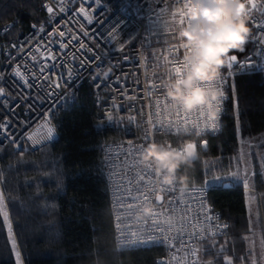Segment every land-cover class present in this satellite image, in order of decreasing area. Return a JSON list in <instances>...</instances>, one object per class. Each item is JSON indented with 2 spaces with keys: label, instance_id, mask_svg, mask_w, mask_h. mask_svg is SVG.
<instances>
[{
  "label": "trees",
  "instance_id": "1",
  "mask_svg": "<svg viewBox=\"0 0 264 264\" xmlns=\"http://www.w3.org/2000/svg\"><path fill=\"white\" fill-rule=\"evenodd\" d=\"M45 19L40 0H0V28L15 25L0 41L16 40L30 24ZM230 81L235 91L228 84L220 130L215 136L206 137L209 146L200 154L201 162L207 160L221 167L231 165L242 144L264 133V75L241 74ZM53 125L56 140L35 151L20 155L11 147L0 148V190L6 193L5 207L23 264H156L164 255L162 248H114L100 150L119 136L96 124L88 85L80 87L74 102L59 113ZM200 139L160 135L156 142L177 146L199 143ZM177 175L187 178L185 184H199L205 177L200 162L181 167ZM253 180L260 222L264 221V169ZM245 194L244 185L239 184L229 188L212 185L208 190L209 205L229 227L226 236L216 238L217 247L223 244V250L218 255L216 249L211 255L202 251L201 264H226L225 257H231L233 264H251L253 257L248 255L250 249L243 239L250 234ZM259 235L258 256L260 264H264V231H259ZM200 244L210 247L207 241ZM242 256L247 259L241 261ZM0 264H15L2 213Z\"/></svg>",
  "mask_w": 264,
  "mask_h": 264
},
{
  "label": "built area",
  "instance_id": "2",
  "mask_svg": "<svg viewBox=\"0 0 264 264\" xmlns=\"http://www.w3.org/2000/svg\"><path fill=\"white\" fill-rule=\"evenodd\" d=\"M192 2V0H64L65 11H60L61 0H40V9L46 16V19L39 24H30L25 33L13 41H0V74L4 79L0 80V86L5 87L6 92H11V96L0 97V118L4 122L12 125L11 133L19 134L22 130L23 122L27 121L31 128L28 131H34L36 127L43 123V114L47 113L53 120L66 107L71 105L78 95L82 85H88L92 91V102L95 109L96 124L103 129L111 130L119 136L115 142H109L102 145L100 150V166L103 178L105 180L108 208L112 221L114 248L117 251L136 250L143 248L159 247L164 251V255L156 260V264L161 261L170 259L169 249L166 244L143 239L135 245L128 248H118V238L120 230L116 227L117 212H123L124 209H116V197L113 194L114 187L120 183V178L117 175L124 165L116 160L114 165L115 171L110 172L109 168L113 167L111 161L120 156L126 151V146L130 142H137L143 135V130L139 127L138 121L146 119L150 112L155 109L150 107V103H154L157 99L167 101L163 94V90L150 89L149 85L160 84L167 77L175 78L174 74H170L168 69L174 64L169 63L175 57V63L179 64L183 61L186 53L182 47H178L174 53H169L168 49L173 45L182 43L177 38L176 32L170 28L174 21L178 20L179 12L183 10V3ZM258 5L256 10H252V15L249 18L248 24H264V12L259 10V5L264 3V0H256ZM83 4L88 14V18L93 21L89 24L87 19L82 14H77L78 8ZM47 6L53 7V13L47 12ZM89 5H91L89 7ZM172 13H176L174 17ZM153 19L159 18L160 33L149 32L148 25L149 17ZM187 16L184 18V23L175 24L176 29L181 28L186 22ZM43 25L45 32H40V26ZM10 24L0 28H8ZM63 30L66 33L65 40L69 36H77L78 39L72 40L69 49L61 51H75L80 42L85 43L86 47L82 52L86 63L81 65L80 59H72L71 56L66 59V67H56L47 69L51 79L59 80L61 87L48 89L45 87L28 88L23 82L15 76L14 70L19 68L20 72L29 80V83L38 85L46 84L47 81H34L32 73L39 74L38 66L33 67L35 61L25 53L28 49L34 51L37 45H41V52L45 51L44 44L48 41H59L61 38L58 31ZM88 32L85 36L84 32ZM255 29L251 28V35ZM52 32L54 35L49 36L47 33ZM6 32L0 31V37ZM103 34V35H102ZM91 37V38H90ZM23 45L25 53H17L16 49L11 45ZM55 51L59 49L58 43L50 45ZM91 48L92 52L87 49ZM37 60L40 63H48L51 65L53 61L41 59L40 53H35ZM243 57L249 58V63L253 65L264 63V45H259L255 42H250L246 45V52L241 54ZM10 56H14L15 60H10ZM80 56V53H77ZM128 57L124 59L123 57ZM168 56V61L164 57ZM240 61H238L239 63ZM111 68L112 71L108 76L103 73ZM69 73H71L69 75ZM96 73H100L99 78ZM259 73L264 75V69L261 68H245L236 69L234 66L233 76ZM63 76V79H60ZM232 77H226L230 80ZM159 78V79H158ZM228 83L224 84L225 99L222 105L221 119L225 111L226 89ZM54 94L49 96L48 92ZM148 91H152L153 95L149 97ZM122 92L124 94H122ZM129 96H135L136 99L130 100ZM31 105V108H29ZM137 121H130L129 116H136L140 111ZM112 113L113 119L108 120L107 114ZM168 119L174 118V113L167 116ZM219 132V131H218ZM218 132L206 133V137L215 136ZM164 136H192L185 134L182 130L179 132L173 131L170 134H161ZM8 136L9 138H6ZM160 136H155L154 140ZM57 134L51 140L44 142V146L55 141ZM20 141H24V136H19ZM159 143V142H157ZM161 143V142H160ZM168 146H172L176 150L182 151L183 145L174 146L168 142H163ZM30 144V142H29ZM26 144L24 151H35L43 146L37 145L35 148ZM11 147V149L19 153V149L10 143L9 133L0 129V148ZM108 165V167H106ZM131 166V162H129ZM135 175V173H133ZM208 180L212 178L207 177ZM205 177L201 183L195 184L197 188L202 187ZM127 178H125V183ZM194 184V183H193ZM176 191L163 193L166 197H176L179 205L180 187L190 186L192 184L180 185L177 182ZM221 188H229L226 183H218ZM212 186V184H211ZM209 190V189H208ZM208 190L204 192L206 201H208ZM245 191H249L255 195L253 189L251 191L244 187ZM187 191V189H186ZM211 207V206H210ZM183 205L177 208V215L182 212ZM213 210V209H212ZM214 214L220 217V214L213 210ZM221 219V217H220ZM222 223H226L221 219ZM227 232V229L225 230ZM130 235V233H129ZM223 237V236H218ZM205 242V241H200ZM176 264V262H173Z\"/></svg>",
  "mask_w": 264,
  "mask_h": 264
},
{
  "label": "snow or ice",
  "instance_id": "3",
  "mask_svg": "<svg viewBox=\"0 0 264 264\" xmlns=\"http://www.w3.org/2000/svg\"><path fill=\"white\" fill-rule=\"evenodd\" d=\"M70 2V0H69ZM248 10L246 14V19L249 21L250 16L252 15V10H256L258 5L256 0H247ZM91 5H89L90 7ZM47 12L49 14L53 13V7L47 6ZM193 8L192 2L183 3V10L179 12L178 20L174 21L173 25L170 26L173 32H177L179 29H176L175 24H183L184 18L188 16L190 11ZM259 10L264 12V3L259 5ZM60 11H65L64 0H61ZM77 14H82L85 19H87L89 24H92L93 21L88 18V14L85 10L83 4L78 8ZM175 17L176 13H172ZM150 23L148 25V31L156 33L159 36V18L153 19L149 17ZM15 25H11L8 28L0 29L3 32H9L11 28H14ZM35 28L36 25L34 24ZM248 27L254 28L255 31L252 32L248 42L243 46L241 50H235L229 53L228 58L224 66L220 69V76L215 81L214 87L219 90V99L213 106L216 112V118L210 119L208 117V111L206 109H199L193 113H184L179 109H174L173 106L168 101H161L157 99L154 103H150V107L155 109V111L150 112L146 119L138 121L139 127L143 130V135L137 142H130L126 146V151L123 152L120 156L116 157L115 160H112L110 163L113 167L109 168L110 172L115 171L116 160H119L124 168L117 173L120 178V183L114 187L113 194L116 197V209H124L123 212H117L116 227L120 230V237L118 238V248H128L135 245L138 241L143 239L151 240L154 242L164 243L167 245L170 253V259L167 261H161L160 264H201L200 253L202 251L212 254V249H216V254L218 255L223 250V244H219L217 237L226 236L229 225L227 223H222L220 217L216 216L210 207L209 203L206 201L204 192L210 189L213 181H218L222 179L221 175L217 173L228 172L233 181H240L243 183L245 188H248L250 191L254 185L253 177L256 175L254 171L251 170V164L248 157L237 156L235 157L236 168L233 170L231 168L225 169L221 167L218 163L213 164L207 160L200 161V154L204 149H207L209 146V141L206 138V133L218 132L221 126V113L222 105L225 99V90L224 84L228 83L232 90L235 91V86L232 82L226 77H232L234 66L236 69H245V68H261L264 69V63H259L253 65L249 63L248 57H243L241 54L246 52V45L250 42H255L259 45H264V24H248ZM40 32L44 33L45 28L43 25L40 26ZM47 35L52 36L54 33L49 32ZM58 35L61 38L59 41H48L45 42L44 47L45 51L41 52V45H37L34 49H28L25 53V48L23 45L17 46L12 44L11 46L16 49L17 53H25L27 56H30L35 63L33 67L38 66L39 74L36 72L32 73L34 81H47L46 84L38 85L35 83H29V80L20 72L19 68L14 70L15 76L18 77L24 85L28 88L33 87H45L48 89L60 88L61 84L59 80L51 79L47 73V69L66 67V59L71 56L72 59H80L81 65L86 63V60L82 58L84 53L82 50L85 49L86 45L83 42H80L76 47L75 51H61L63 49H69V45L72 40L78 39L77 36H69L67 40L63 39L66 36L65 31H58ZM84 35L87 36L88 32H84ZM103 35V34H102ZM91 38V37H90ZM173 39L177 37L173 35ZM52 43H58L59 49L53 50L50 46ZM178 47H182V43L179 45L173 44L169 49V53H174ZM88 52H92L91 48L87 49ZM35 53H40L41 59L53 61L51 65L48 63H40L37 60ZM77 53H80V56H77ZM186 53L184 54V56ZM10 60H15L14 56L9 57ZM125 60L128 57H123ZM164 60L168 61V56L164 57ZM238 61H240L238 63ZM169 63L174 64V66L168 69L170 74H174L175 77L182 76L183 72L187 69V65L184 60L176 64L175 57ZM112 71L111 68L107 72H104V76H108ZM71 73H69L70 75ZM101 74L96 73V77L99 78ZM4 77L0 74V80H3ZM60 79H63V76H60ZM159 79V78H158ZM150 89H158L159 84L149 85ZM54 93L52 91L48 92V95L51 96ZM122 94H124L122 92ZM11 92H6L5 87L0 86V97L11 96ZM147 95L151 97L153 95L152 91H148ZM130 100L136 99L135 96H129ZM2 103V101H0ZM31 108V105H29ZM140 111L137 112L136 116H129L130 121H137ZM174 113L173 119H168V115ZM109 121L113 119L112 113L107 114ZM43 123L39 124L34 131H28L31 128V125L25 121L22 125V130L19 134L11 133L12 125L10 123L4 122L0 118V129L4 132L9 133L10 143L14 147L19 149L20 155H23L24 146L29 144V146L35 148L37 145L44 146V142L51 140L55 134V128L52 126L51 119L47 113L43 114ZM188 129L192 136L200 137L199 143L188 142L182 151L191 149L192 152L196 155V159L193 163L200 162L202 163L204 169L205 180L202 187L197 188L195 184L190 186L186 185L185 187H180V198L179 205L177 204V198L171 197L168 198L163 193H170L176 191V185L173 184L168 187H159L160 174L157 172L154 166L148 165L146 167H141L139 163L140 153L143 151V148L148 143H154L155 136L161 134H170L173 131L179 132L181 130ZM19 136H24V141H20ZM6 138H9L6 136ZM157 143V142H155ZM173 148L172 146H169ZM175 149V148H173ZM131 162V166H129ZM243 165V167H241ZM108 167V165H106ZM261 168L264 169V162L261 164ZM135 173V175H133ZM207 177H212V180H208ZM125 178L127 182L125 183ZM59 179V178H58ZM187 179V178H186ZM59 183L62 184L63 181L59 180ZM3 185V179L0 178V187ZM187 189V191H186ZM6 193L4 190H0V213L3 215V220L7 224L8 237L11 241V250L14 254L15 264H23L21 251L18 248L17 240L13 234V227L9 221V212L5 207ZM150 205L152 208L150 215H145L142 209L145 206ZM183 205L182 212L178 216L177 208ZM255 230L264 231V221L257 222L255 224ZM253 224L250 222L247 229L248 232L254 231ZM130 233V235H129ZM244 240H248V235L243 236ZM200 241H207L210 247H204L201 245ZM264 243V241H262ZM249 256H252L253 259L251 264H257L256 253L251 250L248 253ZM264 255V253H262ZM241 261H245L247 257H240ZM226 264H233L231 257H225ZM208 264H212L211 261Z\"/></svg>",
  "mask_w": 264,
  "mask_h": 264
},
{
  "label": "clouds",
  "instance_id": "4",
  "mask_svg": "<svg viewBox=\"0 0 264 264\" xmlns=\"http://www.w3.org/2000/svg\"><path fill=\"white\" fill-rule=\"evenodd\" d=\"M193 8L185 24L176 32L186 55L187 69L180 77H167L159 87L174 109L193 113L203 108L216 118L214 105L219 90L212 86L229 53L241 50L251 36L246 14L247 0H192ZM190 134V130H182ZM196 155L191 149L180 151L164 143H148L139 156L141 167L154 166L160 174L159 187H168L186 177L178 176L181 167H192ZM150 215V205L142 209Z\"/></svg>",
  "mask_w": 264,
  "mask_h": 264
},
{
  "label": "rangeland",
  "instance_id": "5",
  "mask_svg": "<svg viewBox=\"0 0 264 264\" xmlns=\"http://www.w3.org/2000/svg\"><path fill=\"white\" fill-rule=\"evenodd\" d=\"M264 144V133L253 140L242 144L240 146V150L237 156H242V157H248L250 160L251 164V170L258 175L261 171V164L264 161V149L262 148V145ZM236 156V157H237ZM243 167V165H241ZM225 169H235L236 168V162L235 158L231 161V165L227 167H223ZM217 175H221L222 179L218 181H213L212 185H218V183H226L227 185H243L242 182L240 181H233L228 174V172L224 173H217ZM255 175V176H256ZM212 178V177H210ZM213 179V178H212ZM246 202H247V208H248V217L249 221L253 224V227L257 222H259V212H258V207L255 199V195L249 191H246ZM249 239L246 240V245L247 247L254 253H256V256L254 257L257 261V264H260V258H259V244H260V235L259 231L255 230L250 232L249 234Z\"/></svg>",
  "mask_w": 264,
  "mask_h": 264
},
{
  "label": "crops",
  "instance_id": "6",
  "mask_svg": "<svg viewBox=\"0 0 264 264\" xmlns=\"http://www.w3.org/2000/svg\"><path fill=\"white\" fill-rule=\"evenodd\" d=\"M256 199V198H255Z\"/></svg>",
  "mask_w": 264,
  "mask_h": 264
}]
</instances>
